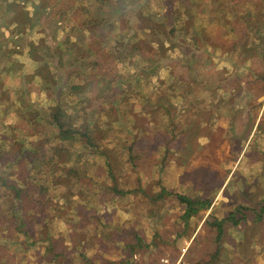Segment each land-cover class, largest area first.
Returning a JSON list of instances; mask_svg holds the SVG:
<instances>
[{
	"label": "rangeland",
	"instance_id": "1",
	"mask_svg": "<svg viewBox=\"0 0 264 264\" xmlns=\"http://www.w3.org/2000/svg\"><path fill=\"white\" fill-rule=\"evenodd\" d=\"M55 1L43 5L44 14L35 18L34 30L20 33L24 36L4 48L24 50L23 39L35 40V29H43L44 24L50 29L46 41L52 45L37 43L41 57L49 58L40 67L55 81L53 86L45 84V89H30L21 74L19 83L24 80V87L12 91L14 102L7 107V100H0V143H9V161L15 162L14 175L20 183L24 179L18 168L24 167L20 151L28 155L34 152L47 162L56 156L70 159L64 149L81 152L90 138L106 146L102 149L114 147L118 154L116 172L121 171L117 184L120 190L131 192L115 196L113 207L99 206L103 205L102 198L113 195L110 183L84 176L98 189L89 200L101 203L86 212L81 206L77 212H85V218L71 210L74 205L70 198L54 199L50 190L35 189V194L41 191L44 195L30 198L23 205L10 196L1 206L6 208L8 200L13 199L27 228L20 225L21 219L11 218L8 223L2 214V264H30L26 252L33 254L34 264H47L40 262L42 258L47 255L51 259L53 252L61 248L69 257L66 264H158L161 257L180 256L182 264H187L186 260L189 262L196 253L199 258L193 259L194 264H204L203 258L213 264L212 255L217 259L219 253L233 251L234 234L239 238L235 240L238 254L250 253V249L264 251L263 225H243L254 216L264 222V45L242 49L247 44L254 45L248 31L252 28L247 25L250 20L262 21L259 31L264 36V0H242V5L235 4L236 0H186L193 16L183 18L176 28L167 25L169 15L177 9L176 0ZM28 6L35 9L38 4ZM47 8H56V13ZM164 18L166 23L161 21ZM155 23L161 26L159 33L153 30ZM81 32L86 33L81 36ZM121 34L124 45L118 43ZM92 44L95 53L89 50ZM4 49L0 44V52ZM46 72L41 75L43 80ZM237 75H242L243 84L237 101H242V94H251L252 101H247L244 108L229 102L215 109V100L221 96L216 86L230 83ZM52 91L59 92L58 99L61 94L59 101L44 100V92L54 95ZM238 91V87L232 90L230 97ZM163 100L174 104L171 110L165 111L163 105L158 109ZM186 105L191 107L184 109ZM46 107L53 112L59 108L72 111L81 123L74 128L81 129L82 135L88 131L87 137L78 136L63 150L49 148L45 139L34 132L44 125L56 132L61 127L60 123H52L55 118L47 121ZM29 112L31 116L41 114L35 129H30L25 120ZM17 144L20 147L11 152ZM88 151L90 148H85ZM85 162L88 175L102 171L99 160L86 158ZM9 168L8 173L13 170ZM75 181L74 174L64 175L59 190L70 186L75 189ZM3 188L0 185V202L6 196ZM156 192L162 193L157 201L152 199ZM179 194L216 203V207L209 212L194 205L199 210L184 220V205L176 197ZM37 207L41 208L40 217L34 218L37 213L32 212ZM99 210L109 214L102 217L97 214ZM230 212L237 219L235 229L230 221L224 222L223 233L217 237L212 222ZM99 215L106 222L95 230V217ZM74 223H79L78 228L73 227ZM137 226L141 228L139 238L133 229L126 233ZM86 227L92 236L84 238ZM116 230L121 232L115 236ZM75 232L84 240H75ZM247 234L251 248L244 245L239 249L240 238ZM69 235L73 236L71 248L64 246ZM76 243H84V247L76 250L80 246ZM127 243L137 244L130 255ZM52 258L53 263L48 264H56Z\"/></svg>",
	"mask_w": 264,
	"mask_h": 264
},
{
	"label": "trees",
	"instance_id": "2",
	"mask_svg": "<svg viewBox=\"0 0 264 264\" xmlns=\"http://www.w3.org/2000/svg\"><path fill=\"white\" fill-rule=\"evenodd\" d=\"M235 4L242 5L243 2H242V0H236ZM176 6H177V9L174 10L169 15L170 16L169 17V23L167 24V25L173 24L172 28H176L177 25L181 24L183 21V18H186V16H187V18L189 16H193L192 10L188 6L186 0H176ZM84 10H85V8H84ZM185 10H186V12L183 13V11H185ZM198 10H199V7H198ZM166 19L167 18H164L161 21H163V23H166ZM261 23H262V21H259L258 19H255L252 22L250 20V23L247 22L248 27L251 26V28H252V29H249L248 31L250 33V36H252L254 38V45L249 46L247 44V46L246 45L243 46L242 49L250 48L252 46H256V48H259L257 45H260V46L264 45V36H262L261 32L259 31ZM159 27H161V26H158V24L155 23V27L153 30L156 31L157 33H159ZM103 29L105 30V27ZM103 29H101V30L103 31ZM164 35L166 36L167 32H164ZM123 38H124V35L121 34V39L118 41L119 44L124 45L125 41ZM248 38L250 40L251 37H248ZM242 52H243V50H241V52H238V53L241 55ZM194 57L195 56L193 55V58ZM42 73L44 74L45 71L42 70ZM174 75L177 77L180 76L176 72H174ZM44 79H45V77H44ZM248 80L251 82L250 79H248ZM249 81H246V83L247 84L250 83ZM233 84H235V86H233ZM231 85H232V87L230 88ZM242 86H243L242 75H237V77L232 79L230 81V83H228V84L225 83L222 86L221 85L216 86L219 91L221 90V96L217 97L215 100V105H216L215 109H218L222 105L227 104L229 102L236 103L239 108H244L246 106L247 101H249V103H250L252 101L251 99L253 98L251 94H242L240 97V99H242V101L241 102L237 101V98H239V96L243 90ZM237 87H238L239 91H238V93H236V96L230 97L232 90H234ZM178 102L181 103L182 100L179 99ZM153 105H154V107L156 106L155 104H153ZM162 105L164 106L165 111L166 110L169 111V110H171V108L174 104L172 105V103H167V102H165V100H163V104H159V106H158L159 110L162 109L161 108ZM190 107L191 106L186 105V107H184V109L190 108ZM247 111L250 112V109H248ZM210 114L214 116V112H211ZM154 115H156V114H154ZM38 117H41V114L36 113V115H35V113H34L31 117H28V118L25 117V120L29 124L30 129H35L40 124L38 119H37ZM151 117H153V116H151ZM51 118H55L52 123L63 124V122H68V124H63V125L68 126V128L64 127L63 125L58 124L61 127L58 130V132H56L55 130H53L49 126L44 125L45 127L43 126L40 130L36 129V131H34V132H36V136L44 138L45 143L49 146V148H52L55 151L56 150H63L66 144L74 143L75 141H77L78 136H86L87 137V135H88L87 134L88 131H87V133H84L82 135L81 132L79 131L81 129H75L74 128V126L77 127L78 124H81V123L72 114V111L71 112H65L64 110L59 108L56 110V112H48L47 121H50ZM70 127H72L73 130ZM85 128H87L86 125H85ZM21 142H24V141L21 140ZM8 145H9V143H5L4 141L2 143H0V185L3 186L4 187L3 189L6 190V196L3 198L4 200H2L0 202V206L3 205L6 202L5 199H8L10 196H15L16 198H18L21 205H23L25 202L30 201L31 199L35 198V196H37V195H39L38 197H40L41 195H44V194H41L40 190H50V191H53L52 196L54 199H60V200L64 201V200H67L68 198H70V200H72L71 203H73V205H74V206H72L71 210L74 211L77 216L82 215L83 218H85V212L87 209L97 208L95 206H97L101 203L103 205H99V206L110 207V205H111L113 207L114 204L116 203V199L114 198L115 196L122 197L123 195H126L129 192H131L129 190H125V191L120 190V188L117 184L116 177L121 173V171L116 172L115 167H116V162L118 159V154H117L116 150L114 149V147L111 148L110 150H107L104 148L102 149L101 147H103V146L106 147V146L101 145V143L95 142L94 140L89 138L83 144V151H81V152H74L73 151L72 152V151H68V150L64 149L66 151V154L68 155V157L70 159H62L61 157L56 156L53 158V160L51 162H47L44 159L37 157L34 152H32V153H30V155H28L27 153L20 151L21 161L23 162L24 167L23 168L18 167V168L20 170H22L21 172H19V174L22 175V176L20 175V177L24 178V179L20 183H18L20 181V179H18L16 174L14 175V169L16 170V167H15L16 164H15V162L9 161V156H8V152H9L8 147L9 146ZM14 147H16V148L10 149L11 152L17 150V147H20V145L17 144V145H14ZM85 148H87V150L90 148V151L85 152ZM37 158L39 159V161H37ZM86 158L92 159V160H99L100 164H101L102 171L88 175V171L86 169H84L85 164H86V162H85ZM28 166H31V167H28ZM9 167L13 168V170L10 172L11 174H13V176L10 175V173H8V171L10 169ZM70 174H74V178H76L74 185H76L77 187L75 189H73L70 186V187H66V188L64 187L62 190H59L60 189L59 186L61 184H63L61 182L62 177L64 175H70ZM84 176H90L91 178H95L98 181L103 180L106 183L109 182L110 183V186H109L110 191L109 192L113 195L111 197H109L108 199H107V197L102 198L101 203H95V202L92 203L89 200V197H90V195L97 193L98 189L94 185L87 183L83 179ZM98 181H95V182H98ZM91 182L95 183L93 181H91ZM35 189H40L39 190L40 193L35 194ZM161 197H162V193H157L152 199L157 201V200L161 199ZM176 197H177L178 202L181 203L182 205H184L185 210H184L183 215L181 216V218H183L184 220H186L191 215L196 213L199 210V208H201V207L208 209L209 205L211 204V203H209V201H205V200L200 199V198H191L187 195L179 194ZM194 205H198L200 207L198 209H194L193 208ZM81 206H83V208H85L84 213L83 212H80V213L77 212L81 208ZM104 208L105 207H103L101 210H103ZM83 210L84 209H82L81 211H83ZM101 210H99L97 212V214H101V216H102L103 214L108 213L107 211L102 212ZM262 210H264V209H262ZM19 211H21L20 207L16 208L14 200L9 199L6 208H4L3 206L0 207V222L2 223V214H4L6 216L4 218L7 220V222L9 221L8 223H10L11 218H12V220L20 221L21 216L18 214ZM40 211H41V208L37 207V209L32 212V213H37L36 217H34V218L40 217V215L38 214V212H40ZM101 216L99 215V217H95L98 220V224H97V227L95 228V230L97 228H101L102 225H104V223L106 222V221L103 222L102 220H100ZM232 216H233V213H230L229 216L221 217L218 220H215L214 222H212V224L214 226H216L215 229L217 232V237H220L221 233H223L222 232L223 231L222 225L225 221H230L231 224L235 223V219ZM258 219H261V217H258ZM24 222L25 221L23 219H21L20 225H24ZM78 224L79 223H74L73 227L78 228L77 227ZM132 229L135 231V234H137V236L139 238L141 228L139 226L134 227V228H129L128 230H126V233L131 232ZM85 230L86 231L84 232L83 236H85L86 232H89L88 228ZM120 232H121V230H116L114 232V235L116 236ZM84 238H86V237H84ZM116 239H118V238H116ZM127 246L129 248V255L131 254V252H135L134 249L137 248V244L132 245L130 243H127ZM80 247L81 246H77L75 249L78 250ZM66 255L68 256L67 253H66ZM67 256H64V257L66 258ZM54 259H55V261H57V257H55ZM132 259H133V257H131V260ZM77 264H81V263H77ZM93 264H95V263H93ZM113 264H115V262Z\"/></svg>",
	"mask_w": 264,
	"mask_h": 264
},
{
	"label": "crops",
	"instance_id": "3",
	"mask_svg": "<svg viewBox=\"0 0 264 264\" xmlns=\"http://www.w3.org/2000/svg\"><path fill=\"white\" fill-rule=\"evenodd\" d=\"M55 0H0V44H2L3 49L6 48L10 43L12 45L15 44V39L19 38L21 36L24 35H19L21 34H25V33H29L30 31L34 30L33 28V24L35 21V18H37V15H42L44 14V9L42 8L43 5H45V3H55ZM29 4H38V6L34 9L32 6L31 8L28 6ZM49 7V6H48ZM52 9V8H51ZM48 9L49 12H53L56 13V8L52 9ZM52 16V15H51ZM45 20H48L46 18H44ZM38 25V24H37ZM41 28L43 29H35V37L36 39L33 41H30L28 39H23L26 40L24 42V50L19 51H12L10 49H7L4 51L5 52H0V100H2V102H5V100H7L4 104H7V107H9V104L11 102H14L13 100H11V96L10 94H13L12 91H14V89L18 86L24 87V80L26 85L34 87L35 89L38 88H43L45 89L46 87L44 86L45 84H52V86L54 85V81L55 79L53 77H51V74L46 72V76L45 79L43 80V77L41 78L42 75V69L40 67V65H45V63L49 62V58L47 57L46 60L43 59L41 57V46L39 47V45L37 43L40 44H45L47 46V43L52 45V42H47L46 41V37L48 36V31L50 29H47L44 24H42ZM54 29H52L51 31H53ZM81 36L86 33V32H81ZM4 37V38H3ZM20 39V38H19ZM42 40L44 42H37L39 40ZM6 40V43H3L1 41ZM30 44H34L32 46V48H28ZM37 45V46H36ZM36 46V47H35ZM35 47V48H34ZM32 51H30L31 49H33ZM89 48V47H88ZM89 50L91 52L95 53V49L93 48V44L92 47L89 48ZM57 67L53 66V68ZM54 72L56 73V70H54ZM21 74L24 76V80L19 83L20 81V77ZM40 77L38 78V80L35 79L34 76ZM40 79V80H39ZM58 88L60 90L62 83L57 84ZM50 89V88H49ZM45 91V90H44ZM45 96H47L46 99H53V100H60V97L58 99V95L59 92L58 91H52L50 94H54V95H49V93L44 92ZM36 98H39L38 95H35ZM43 100V101H44ZM19 103V102H18ZM46 111H50V107H46L45 109ZM53 110V109H52ZM26 112V111H24ZM53 112V111H50ZM25 117H31V113H27L26 115H24ZM3 123H9L7 121H2ZM214 203V202H213ZM218 204V201H217ZM216 207V203L215 204H211L210 207L207 209L212 211L214 208ZM219 209V208H218ZM35 210V209H34ZM208 212V213H209ZM231 213V212H230ZM229 213V214H230ZM229 214L227 216H229ZM235 214V213H234ZM226 216V217H227ZM235 219V223L234 224V229H235V225H236V217L234 216ZM32 220L31 218H29V221ZM24 225L27 228V221L24 220ZM228 222V221H225ZM229 223V222H228ZM260 223L262 224L263 228H264V222L261 219L254 217H251L250 219H248L247 221H245V223L243 222L244 227L250 228V227H258L257 224ZM62 224H64V226H66V224L64 222H62ZM261 226H259L260 228ZM89 232H92L91 230H89ZM71 234V233H70ZM73 234V233H72ZM76 237L74 238L75 240H78L80 238H83L81 236H79L76 232ZM84 234V233H83ZM92 236V233H85V236ZM84 236V237H85ZM39 238V237H36ZM42 238H46V237H42ZM233 239V245H234V249L233 251H228V252H224V253H219V257L216 259V255L211 257V259L214 261L213 264H225V263H230L231 261H233V264H264V251H252L250 253H245V254H238L239 251H236V245H235V240H239V238L237 236H235V234L232 237ZM66 241L64 242V246H66L67 248H71L72 247V240L73 236L69 235L65 237ZM3 240L2 234H0V242ZM84 240V238L82 239ZM240 241L242 242L239 249L241 248V246L247 245L248 248L249 247V242L250 241V235H246L244 237V239L240 238ZM225 243L230 244L231 242L230 240L225 239ZM78 245H80L81 247H84L83 244L84 243H76ZM30 250V249H29ZM66 250L65 252H63L62 248L58 249L57 251L53 252L52 257H57V261H55L56 264H65V260L68 259L69 257L66 255ZM199 253H196L195 256H193V258H191L189 260V262L186 263L187 264H194L193 259L195 258L196 260L199 258L198 257ZM64 256H67L66 258ZM41 257V255H40ZM51 257V259H48L47 255H45L42 260L40 262H44V263H53V258ZM210 258H208L209 260ZM26 260L28 263H32L34 264V257L33 254L31 253H27L26 252ZM253 260L255 262H253ZM2 256L0 253V264H2ZM202 261H204V264H211L209 261H206V259H202ZM30 263V264H31ZM98 264H102V263H98ZM104 264V263H103ZM231 264V263H230Z\"/></svg>",
	"mask_w": 264,
	"mask_h": 264
},
{
	"label": "built area",
	"instance_id": "4",
	"mask_svg": "<svg viewBox=\"0 0 264 264\" xmlns=\"http://www.w3.org/2000/svg\"><path fill=\"white\" fill-rule=\"evenodd\" d=\"M158 264H182L181 256L177 259H171L169 257H161Z\"/></svg>",
	"mask_w": 264,
	"mask_h": 264
}]
</instances>
